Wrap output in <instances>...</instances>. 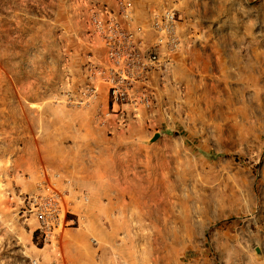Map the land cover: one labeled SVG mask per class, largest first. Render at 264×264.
<instances>
[{
    "label": "rangeland",
    "instance_id": "1",
    "mask_svg": "<svg viewBox=\"0 0 264 264\" xmlns=\"http://www.w3.org/2000/svg\"><path fill=\"white\" fill-rule=\"evenodd\" d=\"M128 1L181 38L137 113L89 98L114 0H0V264H264V0ZM48 189L68 213L45 240Z\"/></svg>",
    "mask_w": 264,
    "mask_h": 264
},
{
    "label": "built area",
    "instance_id": "2",
    "mask_svg": "<svg viewBox=\"0 0 264 264\" xmlns=\"http://www.w3.org/2000/svg\"><path fill=\"white\" fill-rule=\"evenodd\" d=\"M114 4L115 8L94 6L89 16L90 33L104 52V62L91 68L95 79L89 98H96L98 85L104 83L113 113L124 106L134 113L141 108L147 111L152 108L148 88L153 75L162 73L180 49L179 20L173 9L153 10L143 27L136 23L128 0H114ZM67 213L61 195L51 189L28 198L26 214L34 218L45 240L64 227Z\"/></svg>",
    "mask_w": 264,
    "mask_h": 264
},
{
    "label": "crops",
    "instance_id": "3",
    "mask_svg": "<svg viewBox=\"0 0 264 264\" xmlns=\"http://www.w3.org/2000/svg\"><path fill=\"white\" fill-rule=\"evenodd\" d=\"M75 209H77L76 207H75V205L73 206ZM80 209V208H79ZM82 210V209H81Z\"/></svg>",
    "mask_w": 264,
    "mask_h": 264
}]
</instances>
